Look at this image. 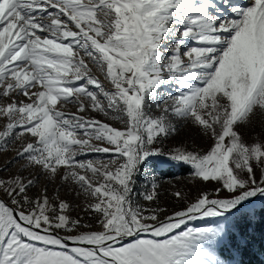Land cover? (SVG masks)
Masks as SVG:
<instances>
[{
  "label": "snow or ice",
  "instance_id": "6c2138e0",
  "mask_svg": "<svg viewBox=\"0 0 264 264\" xmlns=\"http://www.w3.org/2000/svg\"><path fill=\"white\" fill-rule=\"evenodd\" d=\"M252 255L264 0H0V264Z\"/></svg>",
  "mask_w": 264,
  "mask_h": 264
},
{
  "label": "rangeland",
  "instance_id": "374dc122",
  "mask_svg": "<svg viewBox=\"0 0 264 264\" xmlns=\"http://www.w3.org/2000/svg\"><path fill=\"white\" fill-rule=\"evenodd\" d=\"M180 138L188 140L189 142L195 141L198 144L203 143L197 131L190 127H185L181 129ZM166 159L167 158L163 156L155 158V162L159 165V174L163 177L165 181L175 178L173 182L179 180L180 186H183L187 182V171L181 166H172L170 164L163 163ZM165 186L167 187V185Z\"/></svg>",
  "mask_w": 264,
  "mask_h": 264
},
{
  "label": "trees",
  "instance_id": "16d2710c",
  "mask_svg": "<svg viewBox=\"0 0 264 264\" xmlns=\"http://www.w3.org/2000/svg\"><path fill=\"white\" fill-rule=\"evenodd\" d=\"M257 236H259V230L257 232ZM251 264H261V258L256 255H252L249 257Z\"/></svg>",
  "mask_w": 264,
  "mask_h": 264
}]
</instances>
